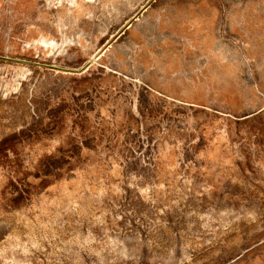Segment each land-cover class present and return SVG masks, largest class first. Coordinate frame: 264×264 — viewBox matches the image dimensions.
<instances>
[{
    "label": "rangeland",
    "instance_id": "374dc122",
    "mask_svg": "<svg viewBox=\"0 0 264 264\" xmlns=\"http://www.w3.org/2000/svg\"><path fill=\"white\" fill-rule=\"evenodd\" d=\"M0 264H264V0H0Z\"/></svg>",
    "mask_w": 264,
    "mask_h": 264
},
{
    "label": "bare ground",
    "instance_id": "6f19581e",
    "mask_svg": "<svg viewBox=\"0 0 264 264\" xmlns=\"http://www.w3.org/2000/svg\"><path fill=\"white\" fill-rule=\"evenodd\" d=\"M142 30V29H141Z\"/></svg>",
    "mask_w": 264,
    "mask_h": 264
}]
</instances>
